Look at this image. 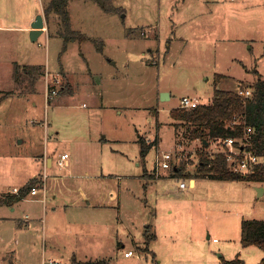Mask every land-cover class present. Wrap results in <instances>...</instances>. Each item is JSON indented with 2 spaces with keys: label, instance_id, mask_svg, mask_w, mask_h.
<instances>
[{
  "label": "rangeland",
  "instance_id": "obj_1",
  "mask_svg": "<svg viewBox=\"0 0 264 264\" xmlns=\"http://www.w3.org/2000/svg\"><path fill=\"white\" fill-rule=\"evenodd\" d=\"M81 1L69 0L67 10L71 28L88 39L71 40L63 49L59 17L51 13L38 40L24 39L19 50L7 46L0 52V195L42 174L43 152L53 161L46 186L42 176L36 177L39 195L26 196L29 200L14 213L0 205V216L21 220L28 214L34 226L24 249L21 236L6 226L0 229V264H220L235 256L245 264L258 263L264 251L241 244L240 226L243 219L264 220V183L196 178L190 186L188 176L154 168L158 154L164 159L157 151L170 152L174 164L191 165V170L198 163L192 152L200 142L183 140L181 128L175 132L171 125V111L182 97L207 104L215 78L217 88L233 90L251 85L257 74L264 78V0ZM84 56L107 78L101 88L96 85L100 75L87 73ZM12 61L39 63L43 74L14 73ZM38 78L43 83L25 98L7 97L8 91H29ZM50 84L54 93L48 91ZM71 92L75 95L68 97ZM138 136L160 141L144 160ZM63 151L69 165L59 167ZM180 181L185 188H179ZM44 194L47 229L64 236H53L56 248L37 237L45 204L32 198ZM77 195L92 198L93 204L99 199L111 204V223L119 211L117 238L92 229L78 234L84 231L80 219L99 217L92 206L84 210L85 201L80 207L62 204ZM154 211L161 228L157 241L147 242L145 227L154 224ZM96 234L103 236L99 242ZM128 250L132 255L125 258Z\"/></svg>",
  "mask_w": 264,
  "mask_h": 264
},
{
  "label": "trees",
  "instance_id": "obj_2",
  "mask_svg": "<svg viewBox=\"0 0 264 264\" xmlns=\"http://www.w3.org/2000/svg\"><path fill=\"white\" fill-rule=\"evenodd\" d=\"M69 0H50L44 7V15L49 20L51 13L59 17L61 31L58 34L63 38V46L71 40L82 42L88 37L80 34L71 28V20L67 10ZM98 52L102 51L101 46H96ZM20 68L15 66V72ZM31 76L32 74H43L39 66H23L20 70ZM256 73V71H255ZM257 74V73H256ZM218 76V75H217ZM216 76V77H217ZM214 87L211 100L207 104H198L189 109L174 108L171 111L172 122L175 132L181 128L180 137L188 142L198 140L200 142L199 159L193 177L207 178L216 180H247L264 183V78L257 74L256 79L251 85L250 97H244L233 89H221ZM53 85L48 86V91L52 90ZM245 127L253 128L251 134L252 150L263 158L261 164L256 165L254 171L249 175L242 176L228 170L224 156L221 153H210L211 142L217 138L242 137ZM179 134V133H176ZM157 140L146 141L142 136H138L137 143L140 147V157L145 159L150 149L156 144ZM207 144H206V143ZM180 170V168H178ZM172 175L176 173L172 170ZM39 180L35 177L18 188L17 193H6L0 195V205L13 206L30 194L32 188L38 186ZM240 242L243 246L255 245L264 251V220L243 219L241 221ZM147 232V231H145ZM151 240V235L147 236V242ZM74 264H106V261H83ZM220 264H245L239 256L231 260H222ZM256 264H264L262 258Z\"/></svg>",
  "mask_w": 264,
  "mask_h": 264
},
{
  "label": "crops",
  "instance_id": "obj_3",
  "mask_svg": "<svg viewBox=\"0 0 264 264\" xmlns=\"http://www.w3.org/2000/svg\"><path fill=\"white\" fill-rule=\"evenodd\" d=\"M36 2L38 3V6L36 5ZM81 2L83 4L88 3V1H86V0L85 1L83 0ZM45 6H46L45 4H41L40 0H0V38H2V36L7 37V39L4 42L0 41V52L2 49L6 48L7 46H9V47H7L6 49L19 50L23 44L22 42L24 41V39H26L27 42H29V41L35 42L36 40L39 39V37L46 30H44L41 34L38 35V37L34 41H32L29 38L30 26H31V23L35 20V17L38 14H41L43 17V20H44V27L46 29V25L48 26L49 21L46 20L45 15H44V7ZM20 31L25 32L26 37H25V35L20 36L21 34H18V35L15 34V33L20 32ZM73 41L74 40H72L71 42H73ZM0 55H3V54L0 53ZM84 59L87 62L86 63L87 64V73L89 74V76L90 75L93 76L96 74L100 75V79L97 80L98 83H96V85L99 86V88H101V86H103V84L106 83L105 80H107V78L104 77L102 75V73L96 72V68L94 69L91 67V65L88 63L85 56H84ZM29 65L42 67L39 63H32V62H28V61L22 63V62H18V61H14V62L12 61V68H15V66H18V68H20V70H21V68H23V66H29ZM63 71L66 72L65 67L63 68ZM41 75H40V77H41ZM31 76H34V75L32 74ZM39 78L37 80H35L34 83L31 84V88L29 91H27L25 93L24 92L20 93L19 91H17V92L16 91H8L7 97L25 98L26 97V96H24L25 94H27L28 92H30L33 89L35 91V86L37 84H39L40 82L43 83V80H39ZM0 91H3V90L0 89ZM68 94H69V95H67L68 97H72L71 95H75V92H71ZM98 100H99L98 103H100V105H101V99L99 98ZM48 103H50L49 99H48ZM83 105H85V103H83ZM97 106H98V104H97ZM154 112H157V111L154 110ZM154 139L157 140L155 145L159 144V142H160L159 139H157V138H154ZM135 141L137 142V139H135ZM19 142H22V140H20ZM63 153L68 154V152H66V151H63L61 154H63ZM192 153H194V155L196 153V155H198V157H199L198 148H195V152H192ZM59 158H60V156H59ZM68 159H69V155H68ZM39 161L41 163L43 173L40 175L35 174V177L42 176V182H44L43 185L46 186L47 178H48V176L46 175L47 170L52 167L53 161H52L51 157H49L48 155L45 154V152H43L42 156L39 157ZM136 164H139V163L136 162ZM172 164H173V166L171 169L173 170V172L176 173V176H179L178 178H181L183 176H188L190 178L189 185L195 186L196 177H193V173L196 170V168L191 170V168H190L191 165H188L186 167V165H181L180 163H179V165L177 163L176 164L172 163ZM68 165H69V160L67 161V166ZM178 168H180V170H178ZM101 176H103V174H101ZM162 176H163V174L158 175L157 178H160ZM145 177H148L147 174H145ZM220 181H225V180H220ZM185 187H186V184L183 188H185ZM179 188H181V187L179 186ZM40 189H41V187L37 189V192L34 195L33 194H29V195L31 197H35V196L39 195ZM2 191L3 190H1L0 193H2ZM45 198H46L45 194L43 195V197L32 198V201H37V202L40 201L41 203L45 204V206H43L42 215H40L38 217L39 221H40L39 229H40L41 233L38 234L37 237H39V235H41L43 241H45V242L48 239L49 243L52 244V247L56 248L57 241L54 239L53 236L60 237V238H63L64 236L61 234L63 232L60 233L58 230H56V229L54 230L53 227L51 229H49V231H48L47 225H46V216H47L46 203H47V201L45 200ZM72 198L70 199V201L66 200L67 203H62V204L66 205V206L69 205V207H71V206L80 207L79 204H81V203H79V202L85 201L84 203H82V205L85 206L84 210H88L89 206H92L95 208L94 211L97 213V215L99 217L97 220H93V221L90 220L89 218L87 219V217H85L84 219H80V220H84V225H83L84 231L80 232L78 234H81L84 232L88 233L92 229L96 233H98V230H101V233L104 235H105V233L106 234L113 233L116 238L118 237V229H119V224L121 223V219L119 217V211H117V213H114V215L116 216V221L112 222V223L110 222V221H113V220H110L111 219L110 217H112V214L109 213V211H107V210H109V208H112L111 204L103 202L102 199H99L100 202L93 204L91 202L92 198H87V196H85V195H77V197H72ZM104 198H106V197H104ZM168 198H169V196H163L162 197V199H166V200ZM191 199L192 198L185 196V200H191ZM27 200H29V198H24L21 201L15 203L14 206H9V208L11 207L10 211L12 213H14L16 210V206L18 204H20L21 202L27 201ZM157 204H158V202H156V208H157ZM53 208L55 209V207H53ZM154 210H155V208H154ZM151 216H152V222H154V224H146L145 231L149 232V234L151 235V239H153V241L152 240L151 241L156 242L158 239V228H161L160 224H159L160 219L158 221L159 212L154 211ZM80 220H78V221H80ZM74 222L76 223V218H75ZM5 226H6L7 230H11V232L14 236H16V237L21 236L20 239L22 241V245H21L22 249L26 248L29 245V243L24 245V241L27 239L29 240V234L27 233V231L31 227L34 229V226L31 224L30 217L28 214L23 215V218L21 217V220H15L12 217L7 216V215L6 216H0V229L5 228ZM77 227H78V222H77ZM56 232H59V234L54 235ZM73 233H75L76 236L78 237L77 232H73ZM1 236L2 235L0 233V239L2 238ZM84 236L85 235H82L81 239H83L82 237H84ZM33 237H34V235H33ZM102 237H103L102 235L99 236L98 234H96L95 240L96 241L98 240V242H99V239ZM121 247H124V245L121 244ZM129 257L130 256H125V258H129ZM220 263H221V260H220Z\"/></svg>",
  "mask_w": 264,
  "mask_h": 264
},
{
  "label": "built area",
  "instance_id": "obj_4",
  "mask_svg": "<svg viewBox=\"0 0 264 264\" xmlns=\"http://www.w3.org/2000/svg\"><path fill=\"white\" fill-rule=\"evenodd\" d=\"M240 95L244 97H250L252 95V89L249 86L242 87L238 85L235 89ZM51 92L54 93L53 90ZM198 101L196 99L190 98L188 96H184L179 101V108L189 109L196 107L198 105ZM253 133V128L245 127L244 134L242 137H226V138H217L214 139L210 146L209 152L212 153H221L224 156V160L226 166L229 171L246 176L252 173L256 167V165L261 164L263 162V158L257 155L251 147V134ZM151 141V140H147ZM162 152L163 160L160 161L159 155L156 156V171L160 168L169 169L172 168V154L170 152L157 151ZM164 153V154H163ZM171 154V155H170ZM174 157V156H173ZM169 158L170 164L166 159ZM171 158V159H170ZM68 161V154L63 153L60 155V158L57 161V165L59 167H65ZM179 186L183 188L185 186L184 181L179 183ZM17 189L14 188L13 192L17 193ZM37 192L36 188H32L30 194H35ZM132 255V251L128 250L124 253V256Z\"/></svg>",
  "mask_w": 264,
  "mask_h": 264
},
{
  "label": "water",
  "instance_id": "obj_5",
  "mask_svg": "<svg viewBox=\"0 0 264 264\" xmlns=\"http://www.w3.org/2000/svg\"><path fill=\"white\" fill-rule=\"evenodd\" d=\"M44 30H45V27H44L43 17L41 14H38L30 26V32H29L30 40L34 41L38 37V35L41 34ZM161 96H166L168 98V94H166V93H162ZM161 99H164V98H161ZM257 190L259 191L258 194L263 193L262 188H259Z\"/></svg>",
  "mask_w": 264,
  "mask_h": 264
}]
</instances>
